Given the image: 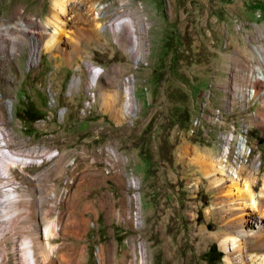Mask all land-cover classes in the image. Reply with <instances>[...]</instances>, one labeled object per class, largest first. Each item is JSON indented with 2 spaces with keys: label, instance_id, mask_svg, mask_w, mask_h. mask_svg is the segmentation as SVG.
I'll list each match as a JSON object with an SVG mask.
<instances>
[{
  "label": "rangeland",
  "instance_id": "1",
  "mask_svg": "<svg viewBox=\"0 0 264 264\" xmlns=\"http://www.w3.org/2000/svg\"><path fill=\"white\" fill-rule=\"evenodd\" d=\"M63 1L64 35L46 49L59 15L53 0H0V139L5 133L20 155L46 147L41 164L24 167L36 179L22 184L38 195L33 213L42 219L53 205L57 217L47 239L44 220L1 222L4 264L41 253L47 264H101L100 254L103 264H135L139 253L147 264L264 257V66L254 49L264 52V0ZM122 17L132 21L123 31L105 25ZM247 87L257 90L252 99ZM243 136L251 152L241 157ZM230 138L223 166L216 158ZM253 164L257 203L223 207L225 179H217L238 168L246 178ZM254 216L257 237L243 240L241 254L227 250L224 240L239 237L233 223ZM25 238L40 242L26 246Z\"/></svg>",
  "mask_w": 264,
  "mask_h": 264
},
{
  "label": "bare ground",
  "instance_id": "2",
  "mask_svg": "<svg viewBox=\"0 0 264 264\" xmlns=\"http://www.w3.org/2000/svg\"><path fill=\"white\" fill-rule=\"evenodd\" d=\"M53 3L55 7L57 8L59 15L51 23L53 25L54 32H51L50 38L47 41H45L46 49H52L53 45L57 43L60 36L64 33L63 31L64 19L62 20L59 18H61V15H62L61 13L65 14L67 10L66 8L67 6L63 0H54ZM95 7L96 9H100L103 6L101 7L99 4H97ZM96 17L99 19L101 18L100 10L96 12ZM131 24H132V21L129 17H122V18L112 19L108 21L105 25L111 28L112 30L119 32V31L124 30L123 28L124 25L131 26ZM97 25L99 27H102L103 23L98 22ZM146 27H147V24L145 22H142L141 23L142 30H145ZM3 28H4L3 25H0V55H2V52H3L2 48L5 47L4 46L5 45L4 44L5 32L3 33V30H4ZM130 30H134V28H130ZM121 37H123V35L119 36L118 38L121 39ZM134 41L135 43L137 42L135 38H134ZM31 47H32V51H31L32 54H31L30 59H31V62L33 61L36 62V60L39 57V52H38L39 45L38 43H34ZM254 49H255V52L259 60L264 66L263 49L257 45L254 46ZM142 57H143V53H139L138 59H141ZM94 77H96V74ZM78 81H79L78 77L76 76L74 77L72 82L76 83ZM262 81L264 83V78L262 79ZM129 88L130 87H127V91L125 95V104H124L125 108H130L133 105V96H132V91H131L132 88L130 89ZM252 92L254 93V95H256L257 90L255 87L252 88ZM263 93H264V89H263ZM0 123H1L0 125H2L4 129H7L5 120L2 115L0 116ZM241 139H242V144L245 143L246 141L245 137L243 136V138L241 137ZM230 141H231V138L228 141L229 145H226L224 147L223 153L218 155V159L216 158L217 156L215 157V155L209 149H207L206 151L208 156H210L211 158H216V160L219 161L220 165H223L225 162L228 161V156L230 153V144H231ZM45 150H46L45 146L35 145L27 150V155H20V153L14 152L12 151V149H10L9 140L6 138L5 133L3 134V139H0V223L2 222L5 224H11V223L17 224V223L23 222V223L32 224V225L34 224L37 226L38 223L44 220V223L46 222V225L44 228V236L47 239V237L49 238L51 235H53L51 233L50 227L54 223V221L57 219V217L52 218L50 215V211L53 209L54 206L51 205L46 215L42 219L39 218L36 211L33 213V210H35L36 202L38 200V197H37L38 195H36L35 191L33 192V190L30 187H27L22 184L23 180H28L29 182H33L36 179L35 176L28 177L26 172L24 171V167L26 166L28 167L29 165L41 164L42 161L39 159L40 157H38V154ZM238 151L240 155L245 154V151L241 149V145H240V150L238 148ZM256 166L257 165H254V164L252 165L250 173H248L246 178L244 177L245 180H243L244 178L243 179L239 178V176L242 173V168L235 169V173L240 174V175H237L236 177H234L235 174L231 175V174L226 173V175H222L219 179H217V181H221L225 179L224 183L221 185V193L226 194V196L222 197L224 200L221 201L223 207L225 206L231 207L232 205H235V204H231L232 202H235L237 205H240V206L243 204V202H244V205L247 202H249L251 206H252V203L254 204L256 202L255 196H254L255 195L254 190L258 186V181H259L258 179L257 181H255V178L253 179V176L257 174L255 173ZM220 171H221L220 173L225 172L223 167H220ZM54 191L49 192V193L52 192L51 194H49L51 198H53L55 195ZM40 199H39V202L41 201ZM258 199H259L258 200V210L264 213V190L262 191V196ZM241 200L243 202L240 203L239 201ZM41 202H43V200ZM47 208L48 207H46V209ZM25 210H28L29 213L22 214ZM251 216H253V213ZM254 218H253L254 221L252 219H249L247 221L245 220L242 221V219L239 218L238 221L233 223V225L235 224V228L238 232L239 237L230 236L224 240L225 248L227 250L232 248L233 252H239V254H241L244 248L243 240L246 239V237H250V238L257 237V235L259 234L261 230V219L259 220L258 219L259 217L257 216L256 217L254 216ZM251 226H254V228H248ZM35 242L39 243L40 241L38 238H35V240L32 238H25L23 243L26 246L28 245L30 246V244L32 245ZM229 242L232 246L229 244ZM41 245L42 244H40L39 246L42 247ZM26 246L25 248H27ZM50 251L52 252L51 248H50ZM29 256L30 258H29L28 264H47V260H46L47 258L45 254H42V253L35 254V255L30 254ZM250 259H251L250 262L244 261L243 264H264L263 256L254 255V256H251ZM100 261H101V264H103V259H102L101 254H100Z\"/></svg>",
  "mask_w": 264,
  "mask_h": 264
},
{
  "label": "built area",
  "instance_id": "3",
  "mask_svg": "<svg viewBox=\"0 0 264 264\" xmlns=\"http://www.w3.org/2000/svg\"><path fill=\"white\" fill-rule=\"evenodd\" d=\"M126 81L129 83L130 82V76L126 77ZM245 94L247 96L248 99H252L253 97H255L254 93L252 92V88L247 87ZM220 110L216 109L214 111H211V115H213L214 118H219L220 117ZM241 145V149L245 151V155L241 154V157L243 156H248L251 152V148L249 146H247L246 141L245 143H241V141H238V148H240ZM132 185H134V180H132ZM132 197L135 200V194L132 195ZM135 215V212H134ZM3 257H0V264H4L6 262V259L3 260ZM14 263L15 264H27L28 263V256H24L23 254H15L14 257ZM135 264H147V259H146V254L143 253H139V254H135Z\"/></svg>",
  "mask_w": 264,
  "mask_h": 264
},
{
  "label": "crops",
  "instance_id": "4",
  "mask_svg": "<svg viewBox=\"0 0 264 264\" xmlns=\"http://www.w3.org/2000/svg\"><path fill=\"white\" fill-rule=\"evenodd\" d=\"M54 1V0H53Z\"/></svg>",
  "mask_w": 264,
  "mask_h": 264
}]
</instances>
